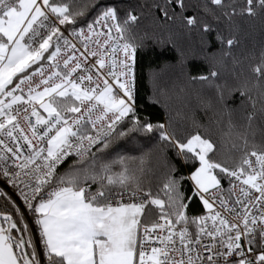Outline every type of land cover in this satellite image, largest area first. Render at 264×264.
I'll return each instance as SVG.
<instances>
[{"label":"snow or ice","instance_id":"snow-or-ice-1","mask_svg":"<svg viewBox=\"0 0 264 264\" xmlns=\"http://www.w3.org/2000/svg\"><path fill=\"white\" fill-rule=\"evenodd\" d=\"M157 7L167 20L179 9L187 27L212 31L185 14L187 0ZM200 9L231 20L256 16L264 0H244L239 12L226 0H202ZM139 19L118 0H0V182L19 191L39 236L38 244L26 238L31 230L18 207L19 221L0 213V264H42V257L43 264H264V145L248 148L264 125V53L251 68L254 82L235 89L243 123L228 109L223 136L245 145L230 166L215 158L211 136L181 135L137 114ZM217 38L229 49L237 43ZM217 76L192 79L214 87L227 108ZM132 135L156 137L193 170L180 175L166 159L153 192L142 179L151 149L127 156L114 147ZM193 201L203 214H188Z\"/></svg>","mask_w":264,"mask_h":264},{"label":"trees","instance_id":"trees-1","mask_svg":"<svg viewBox=\"0 0 264 264\" xmlns=\"http://www.w3.org/2000/svg\"><path fill=\"white\" fill-rule=\"evenodd\" d=\"M74 2L79 4L84 0ZM118 3L121 9H134L140 17L134 29L138 42L142 40L143 44L138 51L136 65L137 114L153 123L169 122L181 135L199 131L202 135L211 136L218 145L215 158L230 166L238 163L245 145L237 136L229 138L223 136V132L226 131L229 108L234 109L233 121L243 123L241 116L246 106L241 103V97L235 89L244 80H255L251 68L260 62L261 54L264 53V11L258 10L256 16L237 14L231 20L217 12L219 19H214L201 11L202 0H187L189 7L185 14L197 15L201 23L211 25L212 31L205 33L200 28L187 27L179 15V9L175 20L165 19L157 7H163L165 0H118ZM226 3L234 4L239 12L244 0H226ZM168 10L172 11L171 8ZM218 35L235 38L237 43L229 49L221 44ZM211 71L218 72V76L212 79L222 87L227 108L218 100L214 87H209L207 82L192 79L208 75ZM252 94L257 95L255 89ZM249 139L251 141V137ZM262 145L264 125L257 127L254 145L250 143L248 148L255 146L259 149ZM116 146L119 154L127 156H138L151 149L147 164L151 171L142 179L145 187H151L153 192L157 190L159 179L165 171L166 159L180 175H187L193 170L191 163L186 164L182 158L177 157L175 150L165 149L156 137L145 139L132 135L117 140ZM71 162L70 158L58 171L65 172ZM222 184H225V180ZM191 188V182H186V194H191ZM16 207L17 204L7 193H0V213H13L19 221ZM203 210L199 201H193L189 205L188 214L199 216ZM29 212L34 224L33 215ZM19 213H22L20 209ZM154 217L155 209L149 220ZM23 219L26 221L24 215ZM29 234H25L26 238Z\"/></svg>","mask_w":264,"mask_h":264},{"label":"built area","instance_id":"built-area-1","mask_svg":"<svg viewBox=\"0 0 264 264\" xmlns=\"http://www.w3.org/2000/svg\"><path fill=\"white\" fill-rule=\"evenodd\" d=\"M66 35H67V33H66ZM223 186L225 188H227L229 186L227 180H225V184H223ZM2 192L7 193L15 201V203L19 206L20 210L22 211L23 215L25 216L29 228L33 231V233H35L34 228H33V222L31 221L30 217L28 216L29 210L25 206L19 191H17L11 185H7L6 183L0 182V193H2ZM204 211L205 210H203V212L201 214H203ZM34 243L38 244L37 238H34ZM42 264H43V257H42Z\"/></svg>","mask_w":264,"mask_h":264},{"label":"rangeland","instance_id":"rangeland-1","mask_svg":"<svg viewBox=\"0 0 264 264\" xmlns=\"http://www.w3.org/2000/svg\"><path fill=\"white\" fill-rule=\"evenodd\" d=\"M18 206V205H17ZM19 207V206H18ZM20 209V208H19ZM30 213V212H29ZM28 216L30 217V214H28ZM33 228H34V238H37V240L39 241V236H38V232H37V228L35 227V225L33 224Z\"/></svg>","mask_w":264,"mask_h":264},{"label":"crops","instance_id":"crops-1","mask_svg":"<svg viewBox=\"0 0 264 264\" xmlns=\"http://www.w3.org/2000/svg\"><path fill=\"white\" fill-rule=\"evenodd\" d=\"M30 230H31V229H30ZM30 234H31V237H32L33 242H34V235H33V231H32V230L30 231Z\"/></svg>","mask_w":264,"mask_h":264},{"label":"flooded vegetation","instance_id":"flooded-vegetation-1","mask_svg":"<svg viewBox=\"0 0 264 264\" xmlns=\"http://www.w3.org/2000/svg\"><path fill=\"white\" fill-rule=\"evenodd\" d=\"M5 227L7 226L6 224L4 225ZM30 229V228H29Z\"/></svg>","mask_w":264,"mask_h":264}]
</instances>
